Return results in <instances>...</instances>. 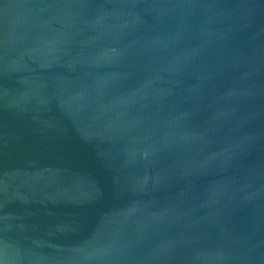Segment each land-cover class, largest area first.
Instances as JSON below:
<instances>
[{
	"label": "water",
	"instance_id": "obj_1",
	"mask_svg": "<svg viewBox=\"0 0 264 264\" xmlns=\"http://www.w3.org/2000/svg\"><path fill=\"white\" fill-rule=\"evenodd\" d=\"M0 264H264V0H0Z\"/></svg>",
	"mask_w": 264,
	"mask_h": 264
}]
</instances>
